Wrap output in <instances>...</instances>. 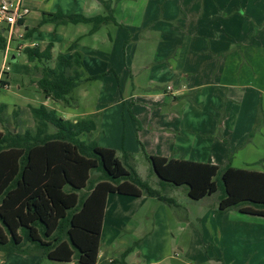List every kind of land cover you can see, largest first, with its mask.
Segmentation results:
<instances>
[{
	"label": "trees",
	"instance_id": "trees-1",
	"mask_svg": "<svg viewBox=\"0 0 264 264\" xmlns=\"http://www.w3.org/2000/svg\"><path fill=\"white\" fill-rule=\"evenodd\" d=\"M101 2L108 16L66 15L58 11L44 13L40 23L92 24L91 33H96L103 23H116L112 8L107 2ZM23 23L20 21L19 26ZM257 30L255 27L251 36ZM31 35L32 30H29L25 39H30ZM7 44L8 38L0 31V50L5 51ZM70 51L71 58L56 55L52 43L45 48L23 50L41 73L36 85L45 97L74 108L80 87L102 82L113 70L89 75L84 54L74 48ZM9 85L1 80L0 91ZM6 110L7 105L0 104L2 125L6 122ZM30 110L33 128L16 132L19 112L14 111V129L4 127L0 131V251L55 262L122 264L133 247L111 263L99 258L109 195H146L169 204L174 200L159 195L130 166L128 159L123 157L124 162L120 158L117 150L103 147L92 139L96 130L93 120L65 119L46 105L30 107ZM263 121L260 107L247 141L259 131ZM141 148L145 152L142 145ZM121 154L131 156L124 150ZM145 156L161 180L177 187L186 186L192 200L206 199L221 190L216 213L237 210L264 218V172L234 167L230 151L223 166L146 153Z\"/></svg>",
	"mask_w": 264,
	"mask_h": 264
},
{
	"label": "crops",
	"instance_id": "crops-1",
	"mask_svg": "<svg viewBox=\"0 0 264 264\" xmlns=\"http://www.w3.org/2000/svg\"><path fill=\"white\" fill-rule=\"evenodd\" d=\"M10 1H21L30 9L29 16L23 25L17 29L21 34L10 43V47H12V43L17 41L16 46L19 51L22 50L19 48L21 45H24L25 48H45L48 43H52L54 50L59 47L64 52L63 55L71 58L70 49L76 50V43L82 37L95 35V33H91V29L88 33L77 37L69 33V40H67L65 35L67 34V27L70 25L41 24L44 13L59 11L66 15H84L87 17L109 15L103 2H99V0ZM102 1L107 2L112 8L116 20V23L111 21L103 23L99 28V30L103 27L108 29L107 45H103L99 50L93 44L89 49L93 50L89 54L93 53V56L96 54L105 59L109 65L108 71L113 70L102 81L103 86H106L112 76L119 79L116 69L111 66L118 52L122 49L120 36L123 31L132 33L135 29L140 30L146 27L162 35L178 29H188L192 34L186 40L162 46L158 57L151 63L150 84L148 83L149 86L143 88L147 91V96L152 98L163 97L166 102H171L170 113L176 114L175 117L172 115L171 119L165 123L164 129L168 131L167 137L159 138V141L162 139L163 149H150L147 144L148 140L143 138L144 126L142 127L140 124L139 127L134 121L138 146L129 148L126 145V139L122 141L123 149L121 151L124 150L131 154L129 157L123 156L124 159L131 161L132 154L136 155L139 152L145 158L146 153L167 159L223 166L226 164L230 151L234 167L264 172V124L259 131L260 133H256L250 141H247V137L251 133L250 130H253L252 128L255 126L260 106L264 113V73L260 68H253L259 66L264 61V57L255 56V52L252 55L249 54L252 52L251 48L258 46L253 43L264 28V0H172L170 4L167 1L153 0L156 3L146 11L137 6L138 1L141 0H116L115 4L114 0ZM143 1H145V6L149 7V0ZM175 1L176 4L173 5ZM2 26V33H6V25ZM255 27H258V30L251 36ZM29 30H32V35L30 39L26 40L25 36ZM131 41L134 42L135 40ZM82 53L84 52L82 51ZM85 59L84 57V61ZM4 60L5 62L9 60V56L5 54ZM204 61L206 62L205 65ZM128 63L126 58L125 67H128ZM201 72L208 78L212 75L215 83L205 86L201 79ZM110 85L112 86L111 81ZM204 87H209L207 92L211 91L210 97L213 96L214 98L212 104H207V102L202 104L195 100V97L199 95L196 92L201 91ZM223 87L227 89L225 97L213 92V88ZM113 88H116L115 84ZM139 88L142 87L139 86ZM102 89L104 90V88ZM35 97H39V100H51L47 99L42 92ZM186 98L191 99L195 105L187 104V101L184 100ZM0 104L3 103L0 102ZM245 104L248 106L244 110ZM30 107L38 106L32 104ZM106 110V103H104L103 107H99L96 112L89 115H76L74 112L70 114L74 116V121L79 119L94 121L96 115L101 112L104 113ZM14 111L19 112L18 109ZM68 111L72 112L74 108H68ZM221 112H223L222 116ZM105 115L102 117L103 122ZM102 120L99 126L94 121L96 130L93 132L92 139L97 140L95 132L103 129ZM13 124L14 120L12 122L6 121L4 125L0 123L2 126H0V131L4 127L14 129ZM17 125L16 132L23 133L26 130H20L19 116ZM147 127L153 129L150 125ZM100 143L99 145L103 147L114 149ZM140 145H143L145 152L142 151ZM132 161H135L134 157ZM135 198L143 199V197L119 194L109 195L99 255L101 261L110 263L114 261L106 253L107 249L103 247L105 235L109 238H116L121 237L122 232L130 233L132 231L131 223L132 218L135 217L136 209L131 210L132 207L127 202L133 201ZM107 219L113 221L114 230L118 233L117 236L112 235L110 229L105 230ZM102 248L105 251L104 254H102ZM41 261L43 260L37 256L19 253L5 254L0 251V264H40ZM60 263L73 264L76 262ZM180 264L185 263L180 262Z\"/></svg>",
	"mask_w": 264,
	"mask_h": 264
},
{
	"label": "rangeland",
	"instance_id": "rangeland-1",
	"mask_svg": "<svg viewBox=\"0 0 264 264\" xmlns=\"http://www.w3.org/2000/svg\"><path fill=\"white\" fill-rule=\"evenodd\" d=\"M162 1H167L170 4L172 0ZM113 2L115 4L116 0ZM148 3L149 7H146L145 1L141 0L138 1L137 6L146 11L156 2L149 0ZM175 4L176 1L173 5ZM69 25L65 35L67 40H69V33L77 37L88 33L93 27L92 24ZM2 27L0 25V31ZM17 29L15 37L21 34ZM69 30L71 31L69 32ZM107 30L103 27L94 36L86 35L76 43V50L83 51L85 54V69L89 75L104 73L109 69L104 58L98 57L96 54L93 56V53L89 54L93 51L89 50L93 44L99 50L103 45H107ZM3 34L7 38L9 37L7 32ZM189 35L192 34L188 29H178L163 35L146 27L140 30L135 29L132 33L123 31L120 36L122 49L111 66L116 69L119 79L112 76L106 86H103V82H93L80 87L77 91V106L72 112H69L68 108L61 103L39 100V97H35L41 92L36 85L41 73L35 68V63L28 60L27 55L23 52L24 49L19 51L16 46L17 41L13 42L8 52L9 60L6 62L4 60L6 50H0V81H7L10 84L0 92V102L7 105L4 119L12 122V113L18 109L19 128L23 131L34 126V119L30 111L32 104L34 106L45 104L55 109L65 119L73 120L74 116L70 113L89 115L106 103V112L96 115L94 120L99 126L102 117L106 114L104 122L102 120L103 129L95 132V138L99 143L101 141L100 144L113 147L123 160L120 152L123 149L122 141L126 139V145L129 148L138 146L135 121L139 127L140 124L142 127L144 126L143 138L148 140V147L152 150L163 149L162 139L159 141V138L167 137L168 131L164 129L165 123L171 119L172 115L175 117L176 114L170 113L171 102H166L163 97H149L143 88L150 84L151 63L158 57L162 46L186 40ZM160 38L163 41H160ZM161 42L163 43L160 46ZM253 44L258 46L251 48L252 52L249 54L252 55L255 52V56L264 57V28ZM54 52L56 55L64 53L59 47ZM13 57H16L17 62H12ZM125 57L129 61L128 67H125L126 64L124 65ZM203 63L205 65L206 62ZM253 68H260L264 73V61ZM201 76L205 86L215 83L212 75L208 78L201 72ZM114 84L116 88H113ZM208 88L204 87L201 91L196 92V94L199 93L195 97L196 102L213 103L214 98L210 97L211 91L207 92ZM213 90V92L222 94L223 97L227 92L224 87L213 88ZM133 92H135L134 95ZM184 100L187 101V104L195 105L189 98ZM28 102H30L29 105ZM247 106L248 104L244 105V110ZM222 115L223 112H221ZM263 124L264 121L259 131L263 128ZM149 125L153 129H149L147 127ZM250 131L253 132V130ZM259 131L256 133H260ZM148 136H151L152 139H149L151 137ZM84 138L86 139V137ZM152 143L153 145H150ZM133 157L134 162L132 161ZM132 160L129 164L136 169L140 177L157 190L159 195L171 197L174 203L169 204L146 195L143 196V199L135 198L133 201L127 202L132 207L131 210L136 209V214L132 218V231L130 233L122 232L121 237H116L118 233L114 230L113 221L107 219L105 230L110 229L116 238H109L105 235L103 247L107 249L106 253L114 261L119 260L127 249L133 247L132 251L124 257L122 264H180V262L185 264H264V218L243 215L237 210L218 214L216 208L221 190L206 199L192 200L187 194L186 186L177 187L161 180L143 154L138 152L135 155L133 153ZM104 253L102 248V254ZM40 264L64 263L44 258Z\"/></svg>",
	"mask_w": 264,
	"mask_h": 264
},
{
	"label": "built area",
	"instance_id": "built-area-1",
	"mask_svg": "<svg viewBox=\"0 0 264 264\" xmlns=\"http://www.w3.org/2000/svg\"><path fill=\"white\" fill-rule=\"evenodd\" d=\"M30 14V9L26 7L23 2H12L10 0H0V25H6V32L8 33V44L6 48V55L10 50V43L15 39L16 29L19 27L20 21H25ZM24 49L25 46H19ZM171 89V87H169Z\"/></svg>",
	"mask_w": 264,
	"mask_h": 264
},
{
	"label": "water",
	"instance_id": "water-1",
	"mask_svg": "<svg viewBox=\"0 0 264 264\" xmlns=\"http://www.w3.org/2000/svg\"><path fill=\"white\" fill-rule=\"evenodd\" d=\"M12 62H17V59L15 57H13Z\"/></svg>",
	"mask_w": 264,
	"mask_h": 264
}]
</instances>
